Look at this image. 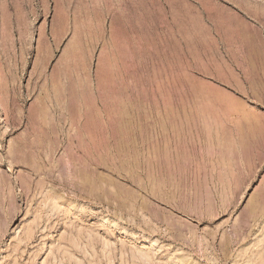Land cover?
I'll return each mask as SVG.
<instances>
[{"label": "rangeland", "instance_id": "rangeland-1", "mask_svg": "<svg viewBox=\"0 0 264 264\" xmlns=\"http://www.w3.org/2000/svg\"><path fill=\"white\" fill-rule=\"evenodd\" d=\"M0 264H264V0H0Z\"/></svg>", "mask_w": 264, "mask_h": 264}]
</instances>
